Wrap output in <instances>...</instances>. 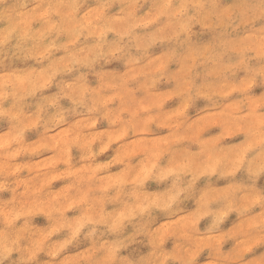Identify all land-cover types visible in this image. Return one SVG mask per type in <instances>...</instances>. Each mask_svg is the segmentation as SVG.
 I'll return each mask as SVG.
<instances>
[{"label":"clouds","instance_id":"clouds-1","mask_svg":"<svg viewBox=\"0 0 264 264\" xmlns=\"http://www.w3.org/2000/svg\"><path fill=\"white\" fill-rule=\"evenodd\" d=\"M0 264H264V0H0Z\"/></svg>","mask_w":264,"mask_h":264}]
</instances>
